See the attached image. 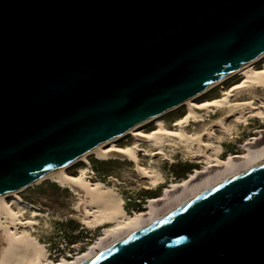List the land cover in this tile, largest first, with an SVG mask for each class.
I'll return each instance as SVG.
<instances>
[{"label":"water","instance_id":"water-1","mask_svg":"<svg viewBox=\"0 0 264 264\" xmlns=\"http://www.w3.org/2000/svg\"><path fill=\"white\" fill-rule=\"evenodd\" d=\"M264 52V0H0V193ZM81 264H264V156Z\"/></svg>","mask_w":264,"mask_h":264},{"label":"bare ground","instance_id":"bare-ground-1","mask_svg":"<svg viewBox=\"0 0 264 264\" xmlns=\"http://www.w3.org/2000/svg\"><path fill=\"white\" fill-rule=\"evenodd\" d=\"M262 57H264V52L241 66L224 73L202 88V90L175 106L157 115L150 116L148 119L146 118L124 131L107 137L69 162L41 174L29 184L0 193V264H44L46 256L45 244L30 231V228L38 224V219L33 216L34 213H32L31 217H21L24 210L14 208L12 205L13 201L8 202L5 199L8 196H12L17 201L23 202L21 196L17 194L18 191L26 186L38 183L42 179L52 178L61 187L72 191L76 197L75 210L82 216L83 222L89 225L93 221L111 220L120 214L122 199L119 198L113 187L115 184H106L101 180L92 182L88 178L86 168L82 166L77 173L67 172V168L78 161H82L86 167H91L96 171L98 170V172L99 170L104 171L102 164L113 163L106 161L107 159H114L115 162L129 161L134 164V169L139 177L147 178L150 184L155 185L162 179L164 169L162 167L156 169L154 166L151 167L150 164L139 163V152L142 148L140 143L142 142L159 145V149L151 152V155H163L162 158L164 160H169V157L163 150V146L184 150L188 154L191 153L190 156L193 158L203 157L206 160L212 158L211 162L205 166V169L197 170L196 174L192 175L188 180L173 182L171 184L172 187H165L164 196L152 198L147 211L136 213L131 222H127L116 229L113 228L111 233L108 232L109 234L100 241L98 246L93 244L88 251L85 249L86 253L77 256L71 262L67 260L58 264H81L264 156V131L262 130L263 139L257 138L251 142L247 141L245 153H230L226 160L216 155H210V153L221 150V144L217 145L216 142L211 140L215 133L212 127L224 130L228 117L243 118L248 113H257L258 109L263 110L261 116L264 118V98H260L259 104H256L254 94L257 89L264 91V64L254 66ZM238 72L241 74L240 78L224 87L218 95L205 96L204 99L195 101V99L222 84L223 81ZM241 92H249L251 95L240 98L238 95ZM182 106L184 108L180 110L181 114L172 121L170 126L162 119L157 118ZM223 109H227L228 112L214 117L202 129L193 130L187 127L191 122H199L201 117L214 114ZM150 121H154V126L151 129L147 131L138 129L141 125ZM127 134L133 137L129 143L115 144L116 140ZM89 155L95 157V159L89 158ZM116 179L112 177L111 181L115 182ZM135 220L138 221L136 222ZM133 222H136L134 227L131 225ZM111 237H115V240H111Z\"/></svg>","mask_w":264,"mask_h":264},{"label":"rangeland","instance_id":"rangeland-1","mask_svg":"<svg viewBox=\"0 0 264 264\" xmlns=\"http://www.w3.org/2000/svg\"><path fill=\"white\" fill-rule=\"evenodd\" d=\"M262 64H264V57L259 59L254 66ZM238 73L198 97L195 101H200L205 96L218 95L224 87L240 78L241 74ZM254 94L256 97L255 102L259 104V99L264 98V91L257 89L254 91ZM250 95L249 92H241L238 97L245 98ZM183 108L182 106L179 109L171 110L157 118L162 119L170 126L172 121L181 114L180 110H183ZM227 112V109H223L214 114H208L201 117L199 122H191L187 127L193 130H200L207 123L211 122L210 120L214 117ZM262 112V109H258L257 113H248L243 118L230 116L227 118L224 130L212 127L215 133L211 140L216 142L217 145H223V147L218 152L210 153V155H216L226 160L230 153H245L247 141L251 142L257 138L261 140L263 136L261 130L264 131ZM153 126L154 121H150L141 125L138 129L147 131ZM132 138L131 135L127 134L116 140L115 144H127ZM140 146L142 148L139 152V163L150 164L151 167L154 166L156 169L158 167L165 168L166 170L169 169L165 175H163V171L162 179L155 185L150 184L147 178L139 177L134 169V164L129 161L115 162L114 159H107L106 161L113 163L102 164L104 171L99 170V172L91 167H86L82 161H78L67 168V172L77 173L82 166L86 168L88 178L92 182L101 180L106 184H115L113 187L119 198L122 199V209L120 214L111 220L93 221L90 225L83 222L82 216L75 210V195L68 188L61 187L59 183L54 182L52 178L42 179L38 183L26 186L18 191L17 194L21 196L23 202L17 201L12 196L5 198L8 202L13 201L12 205L14 208L24 210L21 217H31L32 213H34L33 216L38 219V224L30 228V231L45 244L46 256L44 264H58L67 260L71 262L77 256L86 253L93 244L98 246L100 241L111 233L113 228L116 229L127 222H131L136 213L147 211L152 198L164 196L165 187H172L171 184L173 182L188 180L192 175L196 174L197 170L205 169V166L212 159L206 160L203 157L193 158L190 156L191 153L188 154L184 150L163 146V150L169 157V160H164L162 158L163 155H151V152L159 149V145L142 142ZM89 158L95 159L92 156ZM109 176L117 179L115 182H112V177ZM135 221L137 222L138 220ZM136 222H133L131 225L134 227V223ZM96 240L97 242H95ZM111 240H115V237H111Z\"/></svg>","mask_w":264,"mask_h":264},{"label":"crops","instance_id":"crops-1","mask_svg":"<svg viewBox=\"0 0 264 264\" xmlns=\"http://www.w3.org/2000/svg\"><path fill=\"white\" fill-rule=\"evenodd\" d=\"M221 147H223V145H220V148H221ZM221 149H222V148H221ZM166 171H167V170L164 168V173H163V175L166 173Z\"/></svg>","mask_w":264,"mask_h":264},{"label":"flooded vegetation","instance_id":"flooded-vegetation-1","mask_svg":"<svg viewBox=\"0 0 264 264\" xmlns=\"http://www.w3.org/2000/svg\"><path fill=\"white\" fill-rule=\"evenodd\" d=\"M106 162V161H105Z\"/></svg>","mask_w":264,"mask_h":264}]
</instances>
